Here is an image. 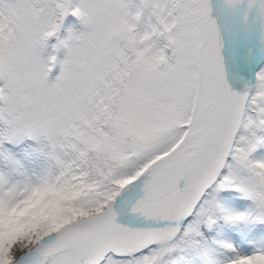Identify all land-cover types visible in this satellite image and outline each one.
<instances>
[{"label": "snow or ice", "instance_id": "1", "mask_svg": "<svg viewBox=\"0 0 264 264\" xmlns=\"http://www.w3.org/2000/svg\"><path fill=\"white\" fill-rule=\"evenodd\" d=\"M0 264H264V0H0Z\"/></svg>", "mask_w": 264, "mask_h": 264}]
</instances>
